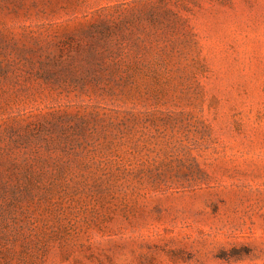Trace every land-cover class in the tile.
<instances>
[{
    "label": "rangeland",
    "instance_id": "374dc122",
    "mask_svg": "<svg viewBox=\"0 0 264 264\" xmlns=\"http://www.w3.org/2000/svg\"><path fill=\"white\" fill-rule=\"evenodd\" d=\"M0 264H264V0H0Z\"/></svg>",
    "mask_w": 264,
    "mask_h": 264
}]
</instances>
